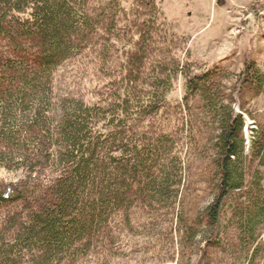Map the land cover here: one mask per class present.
<instances>
[{"label":"trees","instance_id":"obj_1","mask_svg":"<svg viewBox=\"0 0 264 264\" xmlns=\"http://www.w3.org/2000/svg\"><path fill=\"white\" fill-rule=\"evenodd\" d=\"M126 3L0 0V264H83L112 254L117 219L131 229L136 210L156 217L176 206L183 139L158 121L183 72L164 63L155 77H144L140 49L116 81L110 78L104 43L130 24ZM132 6L151 18L139 24L147 36L156 0ZM71 62L90 70L88 94L70 93L58 103L56 76ZM251 69L243 78L255 83ZM183 75L185 93L203 97L218 126L216 181L204 210L209 244L222 248L224 235V251L250 264L264 231V129L252 138L248 167L242 115L222 105L209 73Z\"/></svg>","mask_w":264,"mask_h":264},{"label":"rangeland","instance_id":"obj_2","mask_svg":"<svg viewBox=\"0 0 264 264\" xmlns=\"http://www.w3.org/2000/svg\"><path fill=\"white\" fill-rule=\"evenodd\" d=\"M126 1L130 24L122 25L114 37L103 34L100 38V43L103 38L110 39L104 43L111 49L107 73L116 81L122 65L129 59L135 61L140 49H144L142 59L147 63L141 70L144 77H155L156 69L164 63L180 65L183 73L174 82L167 112L158 125L183 139L179 144L183 145L185 177L173 211L144 217L136 210L131 229L123 219H117L112 254L83 264H240L234 261L237 256L232 258L224 251L226 236L222 248L209 244L211 232L204 210L211 202L216 181L213 146L218 126L203 97L185 93L183 74L209 73L222 105L242 115L246 166L252 167V138L264 129V0H156L159 10L152 17L154 28L147 36V27L141 29L140 25L151 18L141 15L143 10L134 8L132 0ZM135 20L137 26L132 27ZM81 65L71 62L58 71V103L70 93L88 94L84 88L90 83V70H83ZM248 65L255 72V83L243 78ZM229 241L236 244L234 237ZM255 248L253 257L257 258L251 263L264 264V231Z\"/></svg>","mask_w":264,"mask_h":264}]
</instances>
